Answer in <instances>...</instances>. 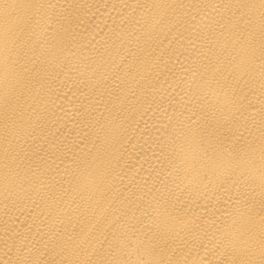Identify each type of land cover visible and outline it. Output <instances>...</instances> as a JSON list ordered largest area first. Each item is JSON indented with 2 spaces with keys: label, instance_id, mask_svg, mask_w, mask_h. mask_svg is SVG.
<instances>
[{
  "label": "bare ground",
  "instance_id": "6f19581e",
  "mask_svg": "<svg viewBox=\"0 0 264 264\" xmlns=\"http://www.w3.org/2000/svg\"><path fill=\"white\" fill-rule=\"evenodd\" d=\"M0 264H264V0H0Z\"/></svg>",
  "mask_w": 264,
  "mask_h": 264
}]
</instances>
